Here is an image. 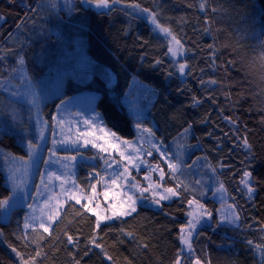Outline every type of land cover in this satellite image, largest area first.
I'll list each match as a JSON object with an SVG mask.
<instances>
[{
    "label": "trees",
    "instance_id": "obj_1",
    "mask_svg": "<svg viewBox=\"0 0 264 264\" xmlns=\"http://www.w3.org/2000/svg\"><path fill=\"white\" fill-rule=\"evenodd\" d=\"M109 4L113 5L109 11L97 12L83 0L0 3V56L6 57L0 61V199L12 194L7 185L9 158L27 157L29 138L38 141L30 134L35 131L34 110L16 97L11 85L21 82L24 73L34 83L53 78L55 68L63 74H81L74 56L88 59L81 79L86 82L92 76V81L83 88L102 94L98 108L107 126L122 138L135 139V123L124 99L138 103L162 143L168 146L181 139L190 152L195 148L192 158L205 157L206 172L226 187L241 224L221 225L219 204L211 193L203 197L185 187L176 176L169 177L166 164L157 162L168 175L164 187L178 193L174 200L158 209L139 205L132 216L99 229L95 216L69 202L48 233L25 232V209L16 210L10 222L0 220V264H175L178 257L183 264H194L197 258L201 264H264V253L255 247H264V0H109ZM134 5L154 15L181 42L180 63L188 65L184 77L168 51V38L124 7ZM112 77L116 81L110 87ZM213 80L215 84L210 83ZM192 162L190 158L186 163ZM245 169L255 182L251 199L240 183ZM98 170L81 164L79 185L87 188L88 175ZM144 174L135 176L141 180ZM190 200L211 212L212 225L193 232L192 250L185 253L180 228L187 226ZM2 211L0 207V216ZM67 235L78 246L67 243ZM93 238L101 248L90 244Z\"/></svg>",
    "mask_w": 264,
    "mask_h": 264
},
{
    "label": "rangeland",
    "instance_id": "obj_2",
    "mask_svg": "<svg viewBox=\"0 0 264 264\" xmlns=\"http://www.w3.org/2000/svg\"><path fill=\"white\" fill-rule=\"evenodd\" d=\"M96 3H98V1H90V3L83 2L86 7L94 9L97 12H107L113 7V5L110 4V7L98 8L95 6ZM124 7L131 10L133 13L142 16L156 27L152 23V16L149 12L142 11L139 7ZM156 29L168 38L170 47H173V42L171 40L172 33L170 32L171 35H169L160 31L157 27ZM171 58L176 63L180 64L184 58V48L183 52L178 53L175 57L171 55ZM71 59H77L76 62L78 61L80 64L78 67L81 74H63L55 68L53 69V74L56 75H53V78L48 77L40 83H34L29 75L24 73L21 77V82L16 83V85H11V88L14 89V93H16V97L19 100L27 102L34 110L33 124L35 131L34 133L30 132V134L35 135L34 137L38 139V141L34 143L38 145V148L36 154L32 157L34 163L30 162L27 164L26 175L23 174L24 169L21 165L22 160H29L28 156H12L7 162V185L12 191V199L9 200L7 206L3 207L0 216V220L3 223L10 222L16 210L25 209L24 218L22 219L23 225L25 217H35V219H30V227L28 229H24L23 227L25 232L37 229L43 231V229L39 227L41 221L44 222L45 226H49L51 231L53 226L59 221L66 204L69 202H75L69 198L71 195L83 197L81 205L87 202V197L92 196L88 184L89 177L94 172L92 171L87 177V188L81 187L77 181L81 164L92 165L99 169L98 171L105 177V182L96 184V195L93 197L92 204V207H96L98 203L99 208H97V211L103 215L111 216V209L108 208V205L119 201H125L129 195H132L133 198L137 200V209L139 205L158 209L163 202H170L178 197V195L171 196L170 194H167L170 198L161 201L160 205L152 203L153 200L158 199V195H153L154 192L166 194L163 193V182L168 175L163 169L161 163L166 165L167 163L160 157L159 153L153 147V145L156 147H161L162 145L161 150L168 154L170 162L178 163V171L174 174L178 180L182 181L186 187L201 194L203 197H208L211 193L210 197L219 204L218 216L221 225L236 228L240 226L241 216L236 204L231 202L226 187L218 180L211 179L209 173L206 172V170L209 169V166L205 157L201 156L196 159L192 158L191 153L195 148L190 152L188 145H183L181 139L175 142L173 141L168 146L162 143L158 139L153 128L147 123V111L138 103H135V101L124 99V104L127 106V110L135 123L137 131V137L135 139L128 140L121 137V140L128 141L127 145L112 141L113 143H116V148L112 149L108 148L107 145H104L107 148V153H100L99 149L92 148L91 144L86 148L82 147L83 140L85 139L90 142L103 144L102 140H96V137L100 136L101 132L99 131V126L95 123L96 113L101 114L98 108V101L102 94L97 89L83 88V86H86L87 82L92 81V76H90L86 82H83L81 79L82 72L86 70L87 65L85 66V64H88L86 63L88 59H78L74 56ZM94 66L95 63H93V68ZM186 71L187 68L185 74ZM185 74L182 76L184 77ZM111 81L112 82L109 85L110 87H113L116 80L112 77ZM61 97L64 98L62 100L69 102L66 108H61L62 100H60L59 104L56 106L49 105V103H53L55 99ZM54 116L56 117L57 122L52 120V117ZM83 120H88L89 124L85 125ZM41 133H43V138H38ZM85 133L88 134L85 135ZM26 135L30 136L29 133ZM31 138L32 136L29 138L30 142H32ZM53 140L56 141L55 144L53 143ZM149 151L152 153L150 156L147 155ZM120 152L124 153V159L120 158ZM53 153L55 154L53 155ZM104 155H110L116 161L112 168H108L107 170L102 160L90 159L92 156ZM71 156H76V160L69 161L64 159L65 157ZM129 156L132 158L131 163L128 159ZM20 158H22V160ZM190 158L193 162L187 164L186 162L190 160ZM157 162L161 163L157 164ZM149 165L152 166V169H156V166L158 165L159 168L164 170L165 176L163 181L159 180V171L150 170ZM136 166H138V170ZM124 167H127L128 172L124 173L123 176H116V184L113 185L111 183V178L115 174V171L122 170ZM142 171H146V174L142 175V179L139 180L138 176H135V174L138 175V173ZM168 172H170L169 168ZM13 175L23 179L25 184L24 187L17 188L15 192H13V188L15 187L12 183ZM56 176H59L60 179L57 180L55 178ZM145 176H148L150 179L146 180L144 178ZM212 177L214 178L213 174ZM20 179H17V184H19ZM95 179L97 178L92 176V180L95 181ZM73 180L76 182L75 187L71 183ZM61 181L64 183L61 184ZM150 182L159 183L163 187L152 188L149 191L141 193L139 189L147 187ZM251 182L252 181H250V183ZM133 183H136L139 188H133L129 191ZM221 184L224 188L222 193L216 191L217 187ZM61 187L65 189L64 192H61ZM105 187L109 191V197L107 200H105L102 195V191ZM81 189H83V191H81ZM37 190L39 191V195H37ZM251 195L253 196L254 192ZM141 196H143L144 199H140ZM195 210L196 205L193 204L190 208V212H194ZM234 213L238 214L239 219L235 221V223H230L229 221L232 220ZM49 216L53 219L50 220ZM118 218L120 217L106 220L102 222L101 225L112 223ZM190 219H192L191 216L189 217V220ZM206 225H212V218L209 219L207 215H204L200 219V223L197 224L194 232ZM184 248L185 253H189L187 246L184 245ZM180 264H183V262L181 261Z\"/></svg>",
    "mask_w": 264,
    "mask_h": 264
},
{
    "label": "snow or ice",
    "instance_id": "obj_3",
    "mask_svg": "<svg viewBox=\"0 0 264 264\" xmlns=\"http://www.w3.org/2000/svg\"><path fill=\"white\" fill-rule=\"evenodd\" d=\"M84 3H90V0H83ZM113 3H118L119 0H112ZM96 7H110L109 4V0H98V3H96L95 5ZM134 7H139L138 5H134ZM201 9L203 10L204 8V4L201 3L200 5ZM142 11H147L146 9L142 10ZM150 15L152 16V23L162 32L167 33L169 35H171L170 30L166 27H162L156 20L155 16L152 15L150 13ZM171 40L173 42V47H170L168 49V51L171 53V55L173 57L177 56L178 53L183 52V45L181 44V42L174 36H171ZM6 59V57L0 56V61ZM19 63L21 65L24 64V60L22 58H19ZM157 64L160 63V61H156ZM186 68H188V65L186 63H180L178 65L177 71L180 75H184L185 74V70ZM210 83L215 84L216 81H210ZM196 103H199L198 100H196V98H193ZM68 101H61V108H66L68 105ZM52 120L54 122L56 121V117H52ZM83 123L85 125L89 124L88 120H83ZM95 123L96 125L99 126V131L101 132V135L96 137V140H102L103 144H99L96 142H90L89 140L85 139L83 140L82 143V147H88L89 144H91L92 148H98L100 153H107V148L104 145H107L108 148H112L115 149L116 148V143H123L125 145H127L128 141L127 140H121V137L117 134L116 131H113L110 127L107 126L106 122L104 121V117L103 115H101L100 113H96V118H95ZM43 126V123H42ZM191 126H189L190 128ZM144 131H150V130H144ZM187 132V130H186ZM88 133H85V135H87ZM38 138H43V133L40 134V136ZM112 141L116 142L113 143ZM53 143L55 144L56 141L53 140ZM243 146L248 149L250 146L248 145L247 139L243 138ZM27 149H28V157L29 160L28 161H23L22 158H20L22 160V168L24 169L23 174L26 175L27 174V164L28 163H34L32 157L36 154L38 145L32 143V142H27L26 145ZM153 147L155 148V150L159 153L160 157L162 159H164V161L167 163L168 168L170 169V172L168 173V175L172 178H175L174 174L178 171V163H173L170 162L168 154L164 151L161 150V147H156L155 145H153ZM79 150V149H78ZM55 153H53L54 155ZM151 151H149L147 153V155H151ZM119 156L121 159H124V153L120 152ZM64 159L69 160V161H75L76 160V156H71V157H65ZM90 159H100L103 161L106 170L108 168H112L113 164L116 163L115 159L112 158L110 155H104V156H92L90 157ZM129 162L131 163V156L128 157ZM143 162V161H142ZM67 167V165H66ZM137 170H138V166H136ZM149 169L150 170H158L159 171V180L163 181L164 176H165V172L162 168H159V166H156V169H152V166L149 165ZM128 169L127 167H124L122 170H116L115 174L113 175V177L111 178V183L113 185L116 184V176H123L124 173H127ZM183 174V173H181ZM92 176H95L97 179H95V181L92 180ZM57 180L60 179L59 176L55 177ZM146 180L150 179L148 176L144 177ZM17 179H20L19 177H16L15 175H13L12 177V183L13 185H15V187L13 188V192H15V190L17 188H21L24 187V180L20 179L19 184L16 183ZM252 179V173L251 171H248L247 169H245L242 173V179L240 180V183L244 186V188L247 191V194L249 195V198H252V193L255 191V187H254V181L250 183ZM105 182V177L101 174V172L99 171H95L94 173H92L89 177V190L92 193V196L87 197V202L83 205H81V200L83 199V197L77 196V195H71L69 198L71 200L75 201V204L77 205H81L82 209L84 211L90 212L93 216L96 217V221H95V229H99L101 226V223L106 221V220H110L113 219L114 217H127V216H131L133 213H135L137 211V200L133 198L132 195H129L127 197V200L125 201H119L117 203H112L110 205H108V208L111 209V216H105L102 213L97 211V208H99V204L97 203L96 207H92L93 204V197L96 195V184L99 183H103ZM64 182L61 181V184H63ZM72 185L75 187L76 186V182L73 180L71 181ZM163 187L161 184L159 183H152L150 182L149 185L147 187L141 188L139 189L140 192H146L149 191L152 188H161ZM177 187H180V185H177ZM186 187V186H185ZM133 188H139V186L136 183H133L129 189V191H131V189ZM61 192H64L65 189L63 187H61ZM81 191H83V189H81ZM217 192H223L224 188L223 185H219L216 189ZM163 193L166 194H160V193H153V195H158V199H155L152 201V203L156 204V205H160V202L163 200H168L170 198L169 195L171 196H176L178 195V193L172 188V187H164L163 188ZM37 195H39V191L37 190ZM102 195L104 197L105 200L108 199L109 197V191L107 190V188L105 187V189L102 191ZM12 199V197H8L6 199H0V207H4L7 206L9 204V200ZM140 199H144L143 196L140 197ZM189 207H191L193 204L196 205V210L194 212H189L188 215L192 217V219L187 221V226L186 227H181L180 228V232L184 235L181 236V243L185 246H187V249L192 250V235L193 232L195 231L197 224L200 223V219L204 216L207 215L209 217V219L211 218V212L207 209L204 208V206L202 204H199L198 201L196 200H190L188 201ZM233 207V206H230ZM58 215V213H57ZM30 219H35V217L33 218H29V217H25V222H24V229H28L30 227ZM49 219L52 220L53 218L51 216H49ZM239 219L238 214H233V218L231 221H229L230 223H235V221H237ZM39 227L41 229H43V232H50V227L49 226H45L44 222L41 221L39 224ZM67 243L72 244L74 246H78L76 241L73 239L72 235H67ZM90 244L96 248H101V244L96 242L95 238H93L90 241ZM249 245H253V241L249 240L248 241ZM146 247V245H145ZM255 247L260 249L261 253H264V247H260L259 245H255ZM13 251H15V249H13ZM38 255V253H37ZM107 259L111 260V257H107ZM261 260L264 261V255L261 256ZM78 264V262H77ZM175 264H180V257L177 258V260L175 261ZM194 264H201L200 260L197 258L194 260Z\"/></svg>",
    "mask_w": 264,
    "mask_h": 264
},
{
    "label": "water",
    "instance_id": "obj_4",
    "mask_svg": "<svg viewBox=\"0 0 264 264\" xmlns=\"http://www.w3.org/2000/svg\"><path fill=\"white\" fill-rule=\"evenodd\" d=\"M3 0H0V3L2 2Z\"/></svg>",
    "mask_w": 264,
    "mask_h": 264
}]
</instances>
